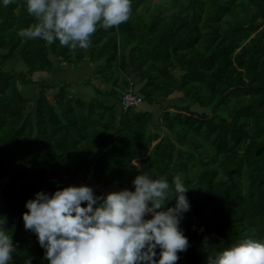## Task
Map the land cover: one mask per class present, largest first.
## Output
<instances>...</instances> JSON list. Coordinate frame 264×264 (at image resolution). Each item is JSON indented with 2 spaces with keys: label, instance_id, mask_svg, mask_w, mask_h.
Wrapping results in <instances>:
<instances>
[{
  "label": "trees",
  "instance_id": "trees-1",
  "mask_svg": "<svg viewBox=\"0 0 264 264\" xmlns=\"http://www.w3.org/2000/svg\"><path fill=\"white\" fill-rule=\"evenodd\" d=\"M34 22L26 0L0 2V210L16 246L10 264H48L37 234L19 233L14 217L36 191L67 185L62 172L73 184L91 172L96 193L134 189L148 168L169 181L180 173L190 244L174 264H206L244 234L264 239V0H132L129 19L98 22L86 49L18 35ZM53 57L73 66L88 59L84 84L101 80L109 90L93 86L86 100L64 81L51 95L40 73ZM24 86L37 88L34 107ZM129 90L151 108L117 113L102 98L121 103ZM173 92L180 99L164 103Z\"/></svg>",
  "mask_w": 264,
  "mask_h": 264
},
{
  "label": "clouds",
  "instance_id": "clouds-1",
  "mask_svg": "<svg viewBox=\"0 0 264 264\" xmlns=\"http://www.w3.org/2000/svg\"><path fill=\"white\" fill-rule=\"evenodd\" d=\"M0 2L8 5L11 0ZM26 3L36 22L20 28L18 35L47 42L58 38L71 49L88 48L98 22L104 28L118 26L132 12V0ZM132 184L134 189L96 193L92 185L70 183L51 192L38 190L26 199L24 226L37 234L48 264H174L190 244L181 228L191 209L189 187L180 173L169 181L149 168L135 175ZM6 222V214H0V264H10L16 250ZM204 247L208 251L207 238ZM25 264H32V258ZM206 264H264V239L244 234L209 253Z\"/></svg>",
  "mask_w": 264,
  "mask_h": 264
},
{
  "label": "crops",
  "instance_id": "crops-1",
  "mask_svg": "<svg viewBox=\"0 0 264 264\" xmlns=\"http://www.w3.org/2000/svg\"><path fill=\"white\" fill-rule=\"evenodd\" d=\"M15 60H17V59H15ZM15 60H13V62ZM17 63H19V60L17 61ZM11 64L13 65V63H11ZM19 64L23 65V63H21V62ZM92 71H93V65L88 59H85L83 61V63L80 64L79 66H73V65H70L68 63H63L58 58L53 57V69L49 73L43 72V73H40V75L43 78L45 84L47 86L51 87L50 88V94L51 95H53L54 92L57 90V87H55L57 84H59L60 82L66 81V82L78 84V86H80L79 88H81V90L79 88L77 89L78 90L77 95H79L80 97H82L86 100H90L95 95V90H94L93 86L100 87L102 90H109V88H110L109 85L104 84L101 80H93V84L91 85L92 90L89 88V85H85L84 80L91 76ZM134 81L135 82L133 83V86L135 87L136 90H138V88H139L138 78H134ZM83 87H84V89H83ZM22 92L26 97H28L31 100V103L33 104V107H34V104L39 97L36 86H24V87H22ZM175 94L176 93L173 92L171 95L166 97L164 103L167 104V103L173 102L175 99H178L179 97L175 96ZM176 95L179 96L180 94L177 93ZM157 96L163 97V94H157ZM102 98L107 103H109L111 105H115L117 113H120L122 111L121 103L119 101H117L114 97L103 96ZM140 105H141L140 108H144V109L151 108V106L150 105L148 106L147 103H140ZM157 105L159 106V112L155 109V106H157ZM160 105L161 104H159V103H155L152 106L154 109L155 119H157L161 115ZM62 176L65 178L67 184H70V183L73 184L74 179H70V177H68L65 172H62ZM79 176H81V175H79ZM92 182H93V180L91 178V183ZM91 183H90V185H91ZM0 189H1V185H0ZM33 196H34V194L30 195V197H33ZM22 213H20L14 217V220L20 221L22 224V228L19 231V233H21V234L26 230H30V229H26L24 226ZM0 214H1V210H0ZM7 227L9 229H11L10 225H8Z\"/></svg>",
  "mask_w": 264,
  "mask_h": 264
},
{
  "label": "built area",
  "instance_id": "built-area-1",
  "mask_svg": "<svg viewBox=\"0 0 264 264\" xmlns=\"http://www.w3.org/2000/svg\"><path fill=\"white\" fill-rule=\"evenodd\" d=\"M141 99L142 98L140 96L132 92V90H129L123 94L121 99V104L123 107H127L130 105H137L142 101ZM91 178H92V174L91 172H89L85 177L78 179L75 184L86 183L90 185Z\"/></svg>",
  "mask_w": 264,
  "mask_h": 264
},
{
  "label": "rangeland",
  "instance_id": "rangeland-1",
  "mask_svg": "<svg viewBox=\"0 0 264 264\" xmlns=\"http://www.w3.org/2000/svg\"><path fill=\"white\" fill-rule=\"evenodd\" d=\"M17 61H18V59L17 60H15L14 62H12L13 64H16L17 63ZM20 62V61H19ZM177 73L179 72V71H176ZM72 86H73V91L77 94L78 93V88L80 87V86H78V84H76V83H72ZM89 88L92 90V87H91V85H89ZM80 90H81V88H79ZM83 89H84V87H83ZM175 98V97H174ZM170 100V99H169ZM155 109L159 112V106L157 105V106H155Z\"/></svg>",
  "mask_w": 264,
  "mask_h": 264
}]
</instances>
